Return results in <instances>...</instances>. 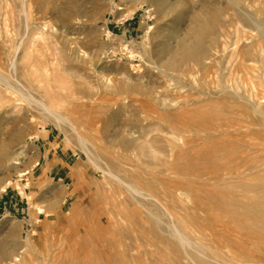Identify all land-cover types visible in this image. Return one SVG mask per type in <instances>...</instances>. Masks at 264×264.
<instances>
[{
  "label": "rangeland",
  "instance_id": "374dc122",
  "mask_svg": "<svg viewBox=\"0 0 264 264\" xmlns=\"http://www.w3.org/2000/svg\"><path fill=\"white\" fill-rule=\"evenodd\" d=\"M261 30L264 0H0V264H264Z\"/></svg>",
  "mask_w": 264,
  "mask_h": 264
},
{
  "label": "bare ground",
  "instance_id": "6f19581e",
  "mask_svg": "<svg viewBox=\"0 0 264 264\" xmlns=\"http://www.w3.org/2000/svg\"><path fill=\"white\" fill-rule=\"evenodd\" d=\"M252 19H254V18H252ZM252 22H254V20L252 21ZM255 26V25H254ZM247 27H249V26H247ZM253 27V26H252ZM258 27V26H257ZM254 28V27H253ZM257 29V28H256ZM255 32H258V29H257V31H255ZM252 34V33H251ZM260 34H261V36H263L264 37V31L263 30H261L260 31ZM226 44V43H225ZM254 47H255V45H254ZM193 49H195V48H193ZM230 49V48H229ZM255 49V48H254ZM254 49L252 50V51H254ZM198 50V49H197ZM200 50V49H199ZM199 50H198V52H199ZM191 51H192V49H191ZM256 51H258V49L256 50ZM262 51V50H261ZM200 52H201V50H200ZM199 52V53H200ZM219 52H220V49H219ZM222 52V51H221ZM225 51H223V53H224ZM192 53H194V51L192 52ZM259 54V53H258ZM248 59V58H247ZM199 63V62H198ZM256 71V70H255ZM227 87H228V85H227ZM223 88V87H222ZM231 89V88H230ZM18 90V89H17ZM254 90V89H253ZM252 90V91H253ZM225 91H227L226 89H225ZM232 90H230V92H231ZM233 92V91H232ZM235 92V91H234ZM20 93V92H19ZM20 94H22V96H24V94L23 93H20ZM249 94V93H248ZM245 95H246V93H245ZM236 97H237V95H235ZM255 96V95H254ZM254 96H253V98L251 97V96H246V98L244 97V98H242V97H240V96H238V98L240 99V100H242V101H244L245 103H246V106L249 108V110L251 111V113H252V115H253V117L256 119V121H257V123L259 122L260 124H262V125H264V108L263 109H261V110H259V105H258V103L255 101V102H253L254 101ZM25 98H29V97H25ZM35 99V98H34ZM261 101V100H260ZM34 102H37V104L42 108V110L43 111H45L46 112V114L48 113V114H51L53 117H55L56 119H57V121H61V122H68V119L64 116V115H62L60 112H58V111H56V110H53L52 108H50V107H48L44 102H43V100L42 101H34ZM259 102V101H258ZM50 115V116H51ZM45 116V115H44ZM54 118V119H55ZM55 119V120H56ZM60 122V123H61ZM72 126V128H73V125H71ZM76 132V131H75ZM79 136V139L80 140H82L83 142H85L84 140H83V138L80 136V135H78ZM85 143H87V142H85ZM83 145V144H82ZM113 175V174H112ZM114 177H116L115 175H114ZM129 187L131 188V189H133L134 187L133 186H130L129 185ZM136 188V187H135ZM133 189L134 190V192L136 193H138V189ZM142 192V191H141ZM148 194V193H147ZM173 227V229H172V231H173V234H174V237H175V239H176V241L179 243V245H181L183 248H188V246L190 247L191 245H195L196 247H203L202 245H196V243H193V241L192 240H190L186 235H185V233L184 232H182L180 229H177L175 226H172ZM215 262H216V264H230V263H228V262H225V261H219L218 259H215Z\"/></svg>",
  "mask_w": 264,
  "mask_h": 264
}]
</instances>
